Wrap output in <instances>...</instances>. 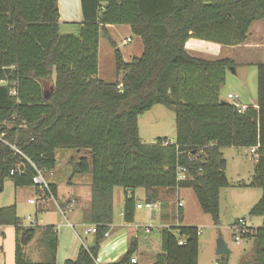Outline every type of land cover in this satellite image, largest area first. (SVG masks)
I'll use <instances>...</instances> for the list:
<instances>
[{
    "label": "trees",
    "instance_id": "trees-1",
    "mask_svg": "<svg viewBox=\"0 0 264 264\" xmlns=\"http://www.w3.org/2000/svg\"><path fill=\"white\" fill-rule=\"evenodd\" d=\"M81 8L83 21L71 24L77 32L64 34L58 0H0V194L7 179L15 187L39 189L33 165L52 171L58 149L85 150L74 174H92L88 220L95 241L64 264H95L113 223L116 187L126 196L144 189L147 202L157 201L159 189H192L203 213L220 226V194L230 186L222 149L256 148L252 186L262 189V197L250 215L264 218V63L258 65L257 102L240 112L220 96L225 71L235 62L195 57L185 48L192 38L224 47L244 44L252 25L264 20V0H81ZM110 25L129 26L142 40V55L126 62ZM102 33L123 72L116 84L98 77ZM54 75L53 87L45 86ZM156 105L174 111L175 143H142L138 118ZM179 167L186 170L184 180H178ZM49 185L56 196V185ZM123 215L134 222L133 197H126ZM3 226L16 229V264H32L24 248L36 230L24 227L16 205L0 208ZM199 237L198 227L163 228L162 252L153 264H199ZM243 237L255 242L253 261L245 264H264V221ZM43 241L47 264H56L53 226L44 228ZM137 246L132 239L117 264H132ZM218 264H229L228 257Z\"/></svg>",
    "mask_w": 264,
    "mask_h": 264
},
{
    "label": "rangeland",
    "instance_id": "rangeland-1",
    "mask_svg": "<svg viewBox=\"0 0 264 264\" xmlns=\"http://www.w3.org/2000/svg\"><path fill=\"white\" fill-rule=\"evenodd\" d=\"M110 35L126 62H130L134 57L142 55L144 49L142 40L132 33L129 26L113 25ZM128 39H130L129 42L127 41ZM115 50V47L111 45L109 40L101 35L99 42L98 77L110 84H116L123 77V72L119 73L117 70ZM224 58L232 59L235 62V66L225 71L224 82L220 88L221 98L227 99V95L232 93L239 98L241 105H253V102L257 100L258 65L264 63V50H255L249 46L224 47L221 56L216 59ZM54 80L55 75L51 81L44 82L45 86L53 87ZM175 120L174 111L162 105H156L149 112L140 115L138 125L142 143L154 145L159 138H166L168 141L175 143ZM222 152L227 161L226 174L230 186L221 190L220 226H216L213 223L210 215L203 213L192 189H181L180 191V198L185 207L183 225L188 224L202 229L199 237V264H218L223 257L216 253L217 240L220 234L223 236L230 250L229 254L224 255L228 257L229 264L251 263L255 254V242L253 239H246L237 233L233 229V225L237 220L244 219L250 233L253 229L262 227L263 225V217L250 215V210L262 197V189L252 186L255 176L256 155L248 148L228 147L223 148ZM82 153L75 149H58L56 151V168L44 173L46 180L56 185V196H54V199L46 201L43 198V192L39 191L35 186L15 187L13 180L7 179L4 191L0 194V208L16 205L18 216L23 220L25 226L29 227L31 220L38 223V225H56L67 244L70 243L74 235L78 234L87 245H91L94 234L86 235V230L93 226H91L88 219H83V217V220H81V212L84 213L82 204L87 199V193L84 189L77 188L78 185L76 183H79V180L86 181L92 179V174H74V165L78 162L79 156H84L85 153ZM115 192L116 195L120 194L122 199L124 189L117 187ZM140 192H142V189L138 191V197H141L140 194L142 193ZM170 192V194L174 192L173 196L169 195L164 201L166 207L169 208L167 211L169 214L168 219L162 221L159 218H155V221H150L147 218V210L144 209L137 213V225L151 226L153 230H157L158 226L162 224L171 227L179 225L174 209V203L177 202V198L179 197L176 194L178 190H171ZM75 199H78L79 205H76L67 217L69 223L76 226V232L68 227L67 221L58 210L59 204H65ZM121 199L119 200L116 197L113 210V225L118 227H124L123 225L125 224L121 214ZM30 200H37V205H31L29 203ZM157 203H159V206L162 204L161 201H157ZM50 206L52 207L51 209H49ZM40 208L44 211L41 212ZM84 220L85 224L82 225ZM140 232L137 236L139 239V249L135 252L134 256L141 257L145 255V257H148V255H152L154 259V256L162 252L161 247L155 249L149 247L148 240L150 236L145 234L144 229H141ZM174 234L177 237L179 236L177 230L174 231ZM236 237H239V242H237ZM79 245L81 246L82 244L78 238L77 246ZM67 251L68 248L65 249V252ZM29 253L27 258L34 263L46 261L44 248L38 243L29 248ZM63 257L61 255L57 258L59 264L64 263ZM140 264L145 263L140 262ZM146 264H149V262H146Z\"/></svg>",
    "mask_w": 264,
    "mask_h": 264
},
{
    "label": "crops",
    "instance_id": "crops-1",
    "mask_svg": "<svg viewBox=\"0 0 264 264\" xmlns=\"http://www.w3.org/2000/svg\"><path fill=\"white\" fill-rule=\"evenodd\" d=\"M58 5H59V11H60V23H61L62 33H64V34L76 33L78 30L77 27L73 26L71 24H79L83 21L81 0H58ZM111 29H113V25L108 26L109 35H110ZM101 35H103V33ZM241 46H249L250 48L255 49V50H259V51L264 50V20L255 22L252 25L248 40L244 44L239 45L238 47H241ZM185 48L191 55H193L195 57H199V58H203V59H207V60H218L216 58H219L221 56L222 51L224 49V46L192 38L186 42ZM229 94H232V93H229ZM227 98H228V95H227ZM256 102H257V100L253 102V105ZM238 103H239V99H238ZM239 105L243 106V107H248L250 104L241 105L239 103ZM79 152L85 153L84 156H82V157H86L87 152L85 150H81ZM80 158H81V156H79V159ZM256 161H257V156H256ZM76 184L78 185L77 188L84 189L87 193V199L82 204V210L84 213L81 212L82 215L80 214L81 220L89 219V217H90L89 210H90L91 201H92V179H89L86 181L79 180V183H76ZM115 189L113 191V210H114V204H115L116 197H118L119 200L121 199L120 194L116 195ZM139 190L140 189H137L134 192V194L129 192L127 194V196L125 194V191L123 192V197L121 199L122 200V202H121V204H122V211H121L122 217L124 219L123 210H124V203H125L126 197H128V198L133 197L135 200L134 222L129 223V224H127L125 222V224L123 225L124 227H118L116 225H113L114 222L112 223V225L109 228V231L106 233L107 235H105L104 240L100 244V251H99L98 257L101 260L102 264H117V263H119L124 258L126 253L128 252V250L130 248V243H131L132 239H134V238H136L138 240V246H137V251H138L139 239L137 236L141 233L140 232L141 229H144L145 234L150 236V238L148 240L149 247H151L152 249L161 247V239H160L161 230L163 228H169L171 226L162 224V225L158 226L157 230H153V228L151 226L149 227V226L137 225V223H136L137 213L144 210V209H138L137 205L147 202L145 190L142 189V192H140V193H142V194H140L141 197L140 196L138 197V191ZM177 190H178V192L176 194L180 198L181 189H177ZM184 190H187V189H184ZM170 191L171 190H169V189H159L157 201H161L162 204L160 206L158 205L159 206L158 207L159 212L157 210L154 214H151L148 211H146L147 218L150 221H155L154 220L155 218L156 219L159 218V220H162V221H165L168 219L169 214L167 211L169 210V208L166 207V204L164 201L169 197V195L173 196L174 192H172V194H170L171 193ZM44 199H46V201H48V198H44ZM180 200L182 201L181 198H180ZM75 201H76L77 205H79L78 199H75ZM157 201L156 202L153 201V203H157ZM36 203H37V200H36ZM157 204H159V203H157ZM174 205H175L174 209L176 212V217H177V214L180 213L182 215L183 220H185V215H184L185 214L184 213L185 207L183 206L182 209H178L177 202H175ZM51 208L52 207L50 206L49 209H51ZM40 211L42 212L44 210H42L40 208ZM83 214H84V216H83ZM64 219L67 221V225L69 227L68 217H66ZM178 221H179V225L178 224H177V226L175 225L176 227L181 226V225L182 226H190L188 224H186V225H183V223L181 224L180 218H178ZM83 224H85V220H84V223H82V225ZM23 225H24V223H23ZM47 226H53L54 229L56 230L57 236H58V249H57V255H56V264H59L57 262V258H59V256H61V255L64 256L63 257L65 260L64 263L67 260H72V261L77 260V257H78V254H79L81 247H85L86 249H88L89 247L93 246V244H94V241H95V234L94 233H87L86 234V235L94 234L93 243L91 245H87L83 241V239L80 237V235L78 236V234H76V233L75 234L77 237L74 235L75 237L73 236L70 243L67 244V242H65V240L62 238V233L59 231V229L56 225H38V223L34 227H31V226L27 227L24 225L25 228H33L36 230L34 238L24 248L25 249L24 250V259L26 261L32 263V264H47L51 261V257H50V254L48 252L46 243L43 241L44 228ZM91 226H94V225L91 224ZM69 228L72 229L71 227H69ZM91 228H88V229H91ZM87 230H86V232H87ZM72 231L76 232V226H74ZM59 233H60V235H59ZM84 234H85V232H84ZM78 238L80 239V242L82 244L81 246L80 245L77 246L78 245ZM16 239H17V236H16L15 227H13V226L0 227V264H16ZM37 243L39 245H41L42 248H44V255H45V259H46L45 262L34 263L31 260H29V258H27L28 257L27 255L30 254L29 248L31 246H33L34 244H37ZM67 248H68V251L65 252V249H67ZM152 252H150V253H152ZM133 257H135L137 259V261H138L137 264H140V262L141 263L144 262L145 264H146V262H149V264H153L156 260L157 255L154 256V259H153L152 255H148V257H145V255H142L141 257L133 255Z\"/></svg>",
    "mask_w": 264,
    "mask_h": 264
},
{
    "label": "built area",
    "instance_id": "built-area-1",
    "mask_svg": "<svg viewBox=\"0 0 264 264\" xmlns=\"http://www.w3.org/2000/svg\"><path fill=\"white\" fill-rule=\"evenodd\" d=\"M127 41L129 42L130 39H128ZM10 94H14L15 95L16 91L12 90L10 92ZM228 99L231 100L232 102H234L237 105V107L239 108L240 112H244L247 109V107H243V106L239 105V103H238V99L239 98L237 96H235L233 94H229L228 95ZM2 138H3V135L0 136V139H2ZM13 148L15 149V147H13ZM15 150L18 153L21 154V152L19 150H17V149H15ZM252 153H254V154L256 153V148H252ZM33 167L35 169V176L33 178V184L39 186L40 191L43 192V194H44L43 195L44 198L54 199V195H53V193L51 191V188H50V185H49L50 183L45 178V175H44L45 172L43 170H41L40 168L34 166V165H33ZM11 174L13 175L14 172H12ZM186 177H187L186 176V170L184 168L179 167L178 168V180H184V179H186ZM29 203L32 204V205H35L36 204V200H30ZM76 205H77V203H76L75 200H70V201H68L65 204H59L58 205V210H59L60 214L64 218H66L67 215L74 210ZM183 206H184L183 202L178 197L177 198V207H178V209H182ZM158 207H159L158 204L157 203H153V202H145V203L137 205L138 209H146L151 214H154L158 210ZM179 215H180V213L177 214L178 218H179ZM36 225H37V223L35 221L31 220L30 226L34 227ZM246 226H247L246 221L244 219H240V220H237L234 223L233 229L237 233H239L240 235L243 236L244 234H246L248 232V228ZM69 227H71L72 229L74 228V226L72 224H70V223H69ZM87 233H94L95 234L96 233V228L93 226L91 229L87 230ZM201 233H202V230L199 229V234H201ZM105 235H107V234H105ZM236 240H237V242H239V237H236ZM183 243H184L183 241L179 242L180 245H182ZM94 263L95 264H102L101 260L99 259V257L97 259H95ZM131 263L132 264H137L138 261H137V259L135 257H133L131 259Z\"/></svg>",
    "mask_w": 264,
    "mask_h": 264
},
{
    "label": "water",
    "instance_id": "water-1",
    "mask_svg": "<svg viewBox=\"0 0 264 264\" xmlns=\"http://www.w3.org/2000/svg\"><path fill=\"white\" fill-rule=\"evenodd\" d=\"M217 255L219 256H224L230 253V250L226 244V242L224 241L223 236L220 234L218 240H217V251H216Z\"/></svg>",
    "mask_w": 264,
    "mask_h": 264
}]
</instances>
